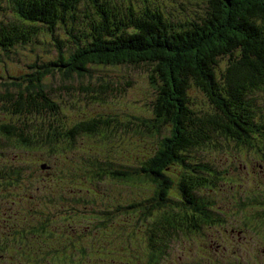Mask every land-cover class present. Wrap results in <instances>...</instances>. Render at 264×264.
I'll list each match as a JSON object with an SVG mask.
<instances>
[{
    "label": "trees",
    "instance_id": "trees-1",
    "mask_svg": "<svg viewBox=\"0 0 264 264\" xmlns=\"http://www.w3.org/2000/svg\"><path fill=\"white\" fill-rule=\"evenodd\" d=\"M187 1L199 6L200 10L183 18L177 14L184 10V4L175 10L160 1L154 5L149 0H0V5L12 11L7 21L0 22V54L10 53L17 46L25 48L38 44L45 36L57 55L56 59L43 61L37 74L33 72L22 77L27 80V85L18 82L11 84L13 92L0 91V112L5 115L4 111H12L24 120L18 125L19 133L29 134L26 137L29 144L36 138L43 140L39 146L52 147L46 136L56 134L59 135L56 144L60 145L61 141L72 149L93 142L98 130L114 121L90 119L71 129L62 125L58 132L52 131V121L50 127L43 122L31 133V121L36 119V112L45 111V107L51 110L46 113L51 120H61L56 111L59 107H55L45 92L44 79L56 72L70 78L90 67L149 66V76L157 95L151 105L152 113L162 122L161 125L159 121L155 122L157 135L164 136L166 130L168 133L158 142L152 156L148 158L141 153L138 165L122 166V169L127 171L136 167L149 182L157 178L151 171L170 175L171 169L185 167V163L194 173L209 174L207 165H197L199 160L192 156V148L202 147L207 140L209 146L218 144L221 134L240 145L250 144L251 137L256 134L264 137V120H255L247 99V94L264 90V0ZM61 32L67 38L59 35ZM221 57H227V62L224 73L218 78L216 66ZM191 88L199 89L215 106L214 111L200 113L190 101ZM31 93L37 96H31ZM115 122L119 130L123 125ZM131 122L124 125L127 127L124 132L131 134L130 128H135V125L130 126ZM3 131L4 127H0V132ZM31 134H34L33 138ZM135 134H138L137 130ZM108 153L109 163L101 162L100 165L116 169L114 158ZM189 170L185 169L180 180L172 179V186H165L167 205L164 207L186 206L195 209L194 215L180 217L181 213L166 215L164 211H157L145 225L140 222L130 233L132 237H138L139 242H142V235L147 237L143 250L136 244L139 256L144 254L147 259L144 264H162L163 249L176 238L175 229L195 234L205 226H218L219 220L212 216L203 218L205 196L198 194L200 197H197V192L208 188L212 182ZM113 175L117 174L113 172ZM138 175L135 174V178ZM227 177L236 180L232 175ZM175 185L177 190H174ZM135 187L141 190L139 185ZM251 196L250 205L253 206L256 191L251 190ZM261 209L257 208L255 212ZM219 210L226 215L223 209ZM262 210L264 214V207ZM118 220L123 219L119 217ZM99 221L103 222L99 218L98 224L89 228L92 234L99 231V237L117 228V225L108 226ZM127 222L133 221L129 218ZM149 229L151 234L146 231ZM230 232L235 231L231 229ZM219 233L218 239L224 235V232ZM237 233L239 238L243 237L240 231ZM70 238L78 242L76 234ZM34 245V252H40L39 258L48 252L52 254L49 249L56 250L57 247L53 242L46 243L41 239L35 240ZM71 256H62L58 264L68 262ZM76 260L79 263V259Z\"/></svg>",
    "mask_w": 264,
    "mask_h": 264
},
{
    "label": "rangeland",
    "instance_id": "rangeland-1",
    "mask_svg": "<svg viewBox=\"0 0 264 264\" xmlns=\"http://www.w3.org/2000/svg\"><path fill=\"white\" fill-rule=\"evenodd\" d=\"M149 1L154 5L160 1L169 9L175 10L184 4V10L177 14L183 18L193 11L200 10L199 6L187 0ZM82 10H84L83 5ZM11 12L5 5H0V22L7 21ZM59 35L67 38L62 32ZM48 41L44 36L38 44L25 48L17 46L10 53L1 52L0 91L13 92L11 84L18 82L27 85V80L22 77L33 72L37 74L43 61L49 62L57 58L55 48L48 44ZM226 62L227 57L219 60L216 66L218 78L224 73ZM149 75V66L90 67L88 71L74 74L70 78H65L56 72L54 76L49 75L44 79V84L47 86L45 92L52 98L55 107H59L56 111L59 112L58 118L61 120L57 118L51 120V117L46 115L51 113V110L45 107V111L36 112L34 119L36 126L42 125L43 122L49 124L52 121V131L58 132V127L62 125L71 129L90 119L102 118L114 122L102 126L93 142L67 149V152L60 153L56 159L48 158V148L39 145L35 147V153L31 155V168L37 172L39 161L50 160L51 163L56 161L58 164L54 163L53 167L54 172H57V183L52 182L49 185L51 182L48 177L53 174L49 166L42 164L44 169H41L32 180L31 193L34 196L35 193L42 196L48 191L51 193L53 191V197L46 196L47 200L51 199V203L44 200V197L37 201H35L37 198L24 199L25 204L31 202V206L35 207L31 210V234L28 233V228L24 227L22 232L13 235L12 240L6 235V242L12 243L13 247L5 251V247L0 246V264H58L66 254L72 255L71 259L60 264L146 263L144 254L139 256L137 246L143 250L142 245H147V237L142 235V242H139L138 237L135 238L133 235V238L130 233L139 226L140 222L145 225L157 211L162 213L164 211L166 215L181 213L180 217L185 214L194 215L195 209L186 206L174 204L164 207L167 205L165 186L168 184L172 186V179L175 182L180 180L185 175V169H190V173L205 177L212 182L211 186L210 183L208 188L197 192V197L205 196L202 201L203 218L208 219L212 216L219 222L217 227L205 226L195 234L175 229L176 238L163 249L165 253L162 264H264V221H262L264 219L262 210L264 137L262 134L251 137L250 144L247 145L234 143L233 139L221 134L218 144L209 146L207 140L202 147L192 148V156L199 160L196 162L199 163L197 165L205 167L207 165V169L211 171L209 174L194 173L185 163V167L171 169L170 175L161 174L159 170L151 171L157 178L149 182L136 167L131 169L125 167L128 168L127 171L122 169V166L138 165L137 161L141 153L148 158L152 156L158 142L168 133L166 130L164 136L157 135L155 122L159 121L160 125L162 122L156 120V116L152 113L151 105L157 95ZM31 96L37 95L31 93ZM189 97L200 113L214 111L215 106L199 89L191 88ZM247 99L250 103V113L255 114V120H264V90L247 94ZM3 114L6 116L0 112L2 124H13L15 121L19 125L24 121L12 111H4ZM115 120L123 125L119 130L115 126ZM129 121H132L130 126L135 125V128H130L131 134L124 132L127 129L124 125ZM252 121L254 122L253 119ZM136 130L138 134H135ZM108 152L114 158L116 169L100 165L101 162L109 163ZM62 156L61 168L68 170L65 173L58 172ZM19 164L24 165L22 160ZM84 167L87 172L84 176L91 177L94 185L84 180L82 182L81 178L76 179V174H79ZM113 172L117 175H113ZM134 173H139L138 178H135ZM229 175L236 180H229L230 178L227 177ZM43 176H48L43 186L44 190L34 193L35 184L40 183V177ZM139 179L142 181L140 182ZM137 185L141 190L135 187ZM174 190H177L176 185ZM251 190L257 193L253 206L250 205ZM58 192L62 193L60 199L56 197L62 201L60 203H56L55 198ZM257 208L262 209L255 212ZM219 209H223L226 215ZM76 210L81 213L80 217ZM119 217L123 220L119 221ZM97 218L103 220V222L99 221L101 224L117 225V228L100 237L99 231L92 234L89 228L98 224ZM129 218L133 222H127ZM4 229L5 227H0V237L5 236ZM231 229L235 232L231 233ZM33 230L37 231L33 232ZM146 231L149 234L152 232L150 229ZM238 231L243 237L239 238ZM219 232H224L220 239H218ZM75 234L78 242L75 238L69 239ZM19 237L20 241L27 242V249L24 251L19 250L20 245L17 242ZM37 239L46 243L53 242L57 246L56 250L49 249L52 254L48 252L39 258L40 252H34L36 247L34 241ZM76 258L79 259V263Z\"/></svg>",
    "mask_w": 264,
    "mask_h": 264
},
{
    "label": "flooded vegetation",
    "instance_id": "flooded-vegetation-1",
    "mask_svg": "<svg viewBox=\"0 0 264 264\" xmlns=\"http://www.w3.org/2000/svg\"><path fill=\"white\" fill-rule=\"evenodd\" d=\"M7 118H4V120ZM3 120H0V127H4V131L0 132V227L5 229L3 230L4 237H0V246L5 247V251H9L13 245L12 243L6 242V235H9L11 240L13 235L16 233L22 232L23 228H28V233L31 234V210L35 209L31 206V202H27L26 204L23 202L24 199H36L40 200V198L44 197V200H47L46 196L53 197L51 191L46 192L44 195L40 196L35 192L39 190H44L43 186L46 184V178L48 176L40 177V183L35 184V189L33 192L35 196L31 193V186L32 180L36 178V174H39L42 167V164L49 166L53 176L48 177L49 181L56 182V174L54 172V163L57 165L56 161L51 163L50 160L47 161H39L37 172L31 168V155L35 153L36 145L43 142V140H31V144L26 142V137H29V134L21 135L19 133V126L18 124L13 121V124H2ZM20 123V121H19ZM50 127V125L48 124ZM36 124L34 120L31 121V133L34 132L36 128ZM53 130V128H51ZM36 132V129H35ZM37 137V135L35 134ZM59 135L56 134H49L46 136L48 143L52 145V147H48L49 155L48 158L56 159L60 153L67 152V147L64 145L65 143L59 141L61 144H56V140ZM34 137V134H31V138ZM45 141V140H44ZM14 155V156H13ZM67 155V154H65ZM62 159H60V166L58 167V172L65 173L68 170H65L62 167ZM22 160L24 165H20L19 161ZM82 171L79 174H76V177L69 173L70 176L76 178L77 180L80 179L82 182L83 180L91 185V177L87 178L84 176L86 172V168H82ZM67 183V181L65 180ZM98 195V193H97ZM62 197V193L58 192L55 196ZM51 203V199H48ZM62 201L56 198V203H60ZM46 206V205H45ZM61 207V206H60ZM78 211V210H76ZM79 212V211H78ZM94 214V213H92ZM81 213L79 212V217ZM37 230H33L36 232ZM22 235V234H21ZM21 237V236H20ZM20 237L18 238L17 242H19V250L24 251L27 249V242L20 241ZM31 250V247H30ZM26 259V258H24Z\"/></svg>",
    "mask_w": 264,
    "mask_h": 264
}]
</instances>
